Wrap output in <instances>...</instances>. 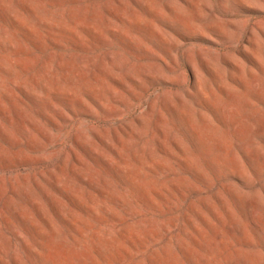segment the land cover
I'll return each mask as SVG.
<instances>
[{
  "label": "rangeland",
  "instance_id": "1",
  "mask_svg": "<svg viewBox=\"0 0 264 264\" xmlns=\"http://www.w3.org/2000/svg\"><path fill=\"white\" fill-rule=\"evenodd\" d=\"M0 264H264V0H0Z\"/></svg>",
  "mask_w": 264,
  "mask_h": 264
}]
</instances>
